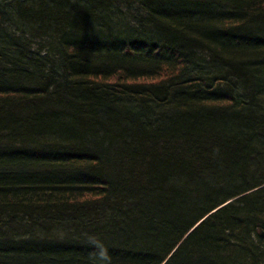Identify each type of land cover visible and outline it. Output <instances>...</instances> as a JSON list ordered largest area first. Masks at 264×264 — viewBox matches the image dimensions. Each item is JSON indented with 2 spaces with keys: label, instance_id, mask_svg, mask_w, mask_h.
<instances>
[{
  "label": "trees",
  "instance_id": "obj_1",
  "mask_svg": "<svg viewBox=\"0 0 264 264\" xmlns=\"http://www.w3.org/2000/svg\"><path fill=\"white\" fill-rule=\"evenodd\" d=\"M173 250L264 264V0H0V264Z\"/></svg>",
  "mask_w": 264,
  "mask_h": 264
},
{
  "label": "bare ground",
  "instance_id": "obj_2",
  "mask_svg": "<svg viewBox=\"0 0 264 264\" xmlns=\"http://www.w3.org/2000/svg\"><path fill=\"white\" fill-rule=\"evenodd\" d=\"M33 43H37V42H33ZM238 199H240V196L239 197H236L232 200H229L227 201L225 204L221 205L219 208H217L216 210L212 211L209 215L213 214L215 211H217L218 209L228 205V204H231V203H234L235 201H237ZM202 221V220H201ZM198 225V224H197ZM197 225H195L194 227H196ZM61 228H55L53 225H52V230L49 231L51 234L49 235H45V234H42V232H39L38 234L36 233L35 235H33V237L31 238L28 234H23L21 236H18L17 239L19 241V244H21V246L23 245H29V244H33L34 242L35 243H38V245H41V246H44L46 245L47 242H54V245L51 249H53L54 251L55 250H59L61 251V248H65L67 246V243H71L72 241V235L70 233H68L67 231L65 230H60ZM192 231V230H191ZM31 238V239H30ZM37 238V239H36ZM36 240L38 242H36ZM184 240V238H183ZM182 240V241H183ZM17 241V240H16ZM34 243V244H35ZM177 248V247H176ZM175 248V249H176ZM174 249V250H175ZM174 250L167 256V258L165 259V261L163 262V264L166 263V261H168V259L171 257V255L173 254ZM35 252V251H34ZM28 255H30L31 257H33L34 259H39V260H44V259H49V257L51 256V254L47 253V252H42L40 251V254L43 253L42 255L40 256H36L33 254V251L30 250L27 252Z\"/></svg>",
  "mask_w": 264,
  "mask_h": 264
}]
</instances>
